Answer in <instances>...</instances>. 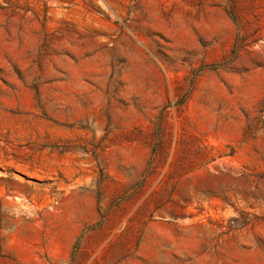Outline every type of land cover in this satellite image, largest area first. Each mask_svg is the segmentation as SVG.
I'll list each match as a JSON object with an SVG mask.
<instances>
[{
	"label": "rangeland",
	"instance_id": "1",
	"mask_svg": "<svg viewBox=\"0 0 264 264\" xmlns=\"http://www.w3.org/2000/svg\"><path fill=\"white\" fill-rule=\"evenodd\" d=\"M0 264H264V0H0Z\"/></svg>",
	"mask_w": 264,
	"mask_h": 264
}]
</instances>
